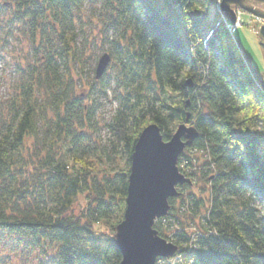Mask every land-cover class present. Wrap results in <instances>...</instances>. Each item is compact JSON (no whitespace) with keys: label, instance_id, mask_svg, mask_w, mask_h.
I'll return each mask as SVG.
<instances>
[{"label":"trees","instance_id":"16d2710c","mask_svg":"<svg viewBox=\"0 0 264 264\" xmlns=\"http://www.w3.org/2000/svg\"><path fill=\"white\" fill-rule=\"evenodd\" d=\"M215 4L0 0V64L16 44L31 51L12 58L0 98V264H121L116 233L96 227L124 219L142 131L155 123L169 141L189 115L199 137L179 160L187 182L154 226L178 252L158 264H264V91ZM93 9L111 57L101 79ZM111 88L115 167L100 171L109 154L94 134Z\"/></svg>","mask_w":264,"mask_h":264},{"label":"water","instance_id":"95a60500","mask_svg":"<svg viewBox=\"0 0 264 264\" xmlns=\"http://www.w3.org/2000/svg\"><path fill=\"white\" fill-rule=\"evenodd\" d=\"M245 2H253L254 6H246ZM262 5L264 0H220L221 11L233 24L237 9L264 19V12L259 9ZM259 34L264 38V28ZM110 63L109 54L100 58L97 79L102 78ZM247 64L256 74L250 58ZM188 86L193 85L189 82ZM189 121L190 115L169 141L164 140L155 123L148 125L139 136L131 161L124 219L116 227L114 237L122 255L121 264H156L158 259L173 258L178 252L177 246L161 238L154 226L169 215V201L180 196L178 188L187 182L179 170V160L199 137Z\"/></svg>","mask_w":264,"mask_h":264},{"label":"rangeland","instance_id":"374dc122","mask_svg":"<svg viewBox=\"0 0 264 264\" xmlns=\"http://www.w3.org/2000/svg\"><path fill=\"white\" fill-rule=\"evenodd\" d=\"M216 1H217V4H215V6H217L218 8L217 7L214 8L215 13L219 12L221 20L224 22L225 20L224 17L226 16V14H224L220 9V0H216ZM259 9L262 12H264V5L260 6ZM237 10L241 11L244 14L243 19L246 25L242 29L235 31L236 39L235 38L234 39L237 41V44L239 46L243 47V49L247 53V56H248L247 58H250L252 65L254 69L256 70V74L251 72V70L250 72L253 75V77L256 79L257 83L259 84V88L264 91V52L261 46L262 44H264V38L261 35H259V26L256 25L257 21L252 19L253 17L254 18H257V17L251 16L248 13L240 9H237ZM90 11L91 13L95 12L96 15H94V18H93L94 20L93 24L88 26L87 29L90 30L88 33L91 37V40L95 43V46H96L95 49H97L98 52L96 54H94L93 52H90L88 54L90 56H92V54H94L95 56H98V60H99L103 55L110 54V52L107 50L108 49L107 43L104 42L107 35L104 33V29L100 27V24L102 21H100L101 18H100L99 10L93 9ZM87 13L88 11L86 12V15L84 16L90 15ZM108 36L109 38H111L112 33H110ZM21 48L22 50H20L18 45L16 44L15 51L13 53L9 51V48L7 49L8 52L5 51L4 53L5 58H7L8 63L9 62L10 63L4 65V62H3V64H0V98L7 97L11 93V90H12V85L15 79V76L13 75L14 65H13L12 58L19 57V56H28V57L31 56V51H30V47L28 46V43L25 42ZM96 65L97 63L96 64L91 63L87 65V70L85 72L88 74H94V72L89 73V69L92 68V66L95 69ZM112 67L113 65L111 64V67L109 68L110 70L108 72L109 74H111ZM112 74H113V71H112ZM108 98H106V100L105 99L101 100V104L103 105L100 108L99 115H98V120H99L101 129L97 132V134H94V135H97L99 138H101V141L99 139L96 140L97 144L95 147H98L97 149H99L100 147L102 148L106 147L107 155L109 154V156H107L106 159H103V161L106 162L105 164L101 163V161L100 162L96 161L98 162L97 163L98 166H96V168L100 171L106 170L108 166L109 168H114L115 167L114 164L107 163V162L114 160L116 158L115 157L116 155L112 152V149L109 148L111 139H110V134L108 132V129L105 128V125L111 122V119L117 107V104L112 102L114 101L112 88L109 89L108 91ZM120 156L123 157V159L120 160V163L123 164L125 162L126 156L122 153ZM104 165H107V167H104ZM194 168H195V165H194ZM181 170H183L184 172H188L190 169L187 168L184 163L181 167ZM184 176L186 177V175ZM180 187L181 186H179V188ZM179 188H178V191L180 190ZM86 204H87V199L82 197L80 201L74 206L75 214L76 215L80 214V211L84 210ZM96 231L103 232L110 236H113L116 233L115 231H112V229L107 228L105 225H102V224L96 227Z\"/></svg>","mask_w":264,"mask_h":264},{"label":"built area","instance_id":"2783aa9c","mask_svg":"<svg viewBox=\"0 0 264 264\" xmlns=\"http://www.w3.org/2000/svg\"><path fill=\"white\" fill-rule=\"evenodd\" d=\"M243 15L244 14L241 11L237 10L236 11V22L234 24L231 23L229 16L226 15L224 17L225 18L224 22H225L229 32L233 35L234 38H235V31L242 29L246 25V23L244 22V19H243ZM252 19L257 21L256 25L259 26V33H260L261 29L264 28V19H261V18H258V17L257 18L253 17ZM238 49H239V52H240L241 56L243 57L244 61L247 62V57L248 56H247V53L245 52V50L243 49V47L238 45Z\"/></svg>","mask_w":264,"mask_h":264},{"label":"bare ground","instance_id":"6f19581e","mask_svg":"<svg viewBox=\"0 0 264 264\" xmlns=\"http://www.w3.org/2000/svg\"><path fill=\"white\" fill-rule=\"evenodd\" d=\"M244 4H245L246 6H250V7H251V6H254L253 2H245ZM226 27H227V26H226Z\"/></svg>","mask_w":264,"mask_h":264}]
</instances>
